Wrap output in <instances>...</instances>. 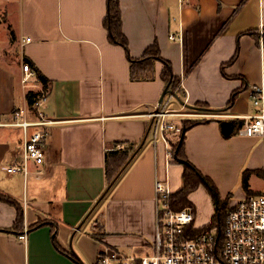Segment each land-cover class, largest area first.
<instances>
[{"label": "crops", "instance_id": "crops-1", "mask_svg": "<svg viewBox=\"0 0 264 264\" xmlns=\"http://www.w3.org/2000/svg\"><path fill=\"white\" fill-rule=\"evenodd\" d=\"M119 1L128 49L109 38L108 0H0V192L23 208L20 226L0 230V264H82L69 252L96 264L105 248L125 257L154 251L155 180H168L177 191L185 169L174 153L168 157L181 135L171 134L169 144L149 140L148 113L167 87L165 63L153 59L132 72L130 57L140 58L154 43L185 92L173 108L204 112L196 105L206 103L213 109L199 116L212 120L185 132L187 158L227 205L239 192L245 197L263 189L247 191L242 183L246 171L262 180L263 139L227 138L219 120L244 119L256 111L254 90L264 89V0ZM250 30L259 31L260 43ZM26 37L31 41L24 43ZM14 49L17 54L11 55ZM237 50L236 60L227 64ZM21 60L49 79L42 108L57 120L49 125L46 170L37 175L31 165L27 177L4 168L24 139L23 128L8 122L35 90L22 82ZM236 90L234 105L216 110L225 108ZM118 142L139 150L105 192L106 151ZM199 187L215 202L205 184ZM192 203L196 221L201 207ZM17 218L18 206L0 200V227H13ZM40 221L50 222L31 228ZM87 221L91 225L84 228ZM98 233L101 240L93 236Z\"/></svg>", "mask_w": 264, "mask_h": 264}, {"label": "built area", "instance_id": "built-area-1", "mask_svg": "<svg viewBox=\"0 0 264 264\" xmlns=\"http://www.w3.org/2000/svg\"><path fill=\"white\" fill-rule=\"evenodd\" d=\"M171 38L175 39V34ZM30 41L31 37L24 39V43ZM23 73L22 82L25 86H37L41 83L37 70L30 62H23ZM175 93L172 90L168 92L163 101L148 113L152 120L150 132L153 130L155 143L159 135L169 144L171 134H182V120L175 122L173 117L210 115L170 107L171 99L176 97ZM168 95L170 96L166 100ZM45 101L46 93L38 94L32 103L16 109L13 120L8 122L10 125L22 127L24 132V139L17 148L13 162L4 166L9 173H23L27 177L31 172V165L37 167V175L46 170L49 125L57 120L49 117L43 110ZM253 105L256 111L244 116L245 122L239 134L263 139L264 150L263 88L254 90ZM118 146L123 147L122 144ZM172 156V149H169L168 157ZM262 180L263 189L260 192L247 194L238 201L228 203L221 234L215 226L206 227L193 234L199 229L195 226V210L192 207L175 210L170 203L173 190L169 181L157 177L154 251L140 257H125L111 248H105L99 253L96 264H264V164ZM26 236V233L20 235L21 238Z\"/></svg>", "mask_w": 264, "mask_h": 264}, {"label": "trees", "instance_id": "trees-1", "mask_svg": "<svg viewBox=\"0 0 264 264\" xmlns=\"http://www.w3.org/2000/svg\"><path fill=\"white\" fill-rule=\"evenodd\" d=\"M122 23L123 21H122V10H121L120 1L108 0V10L104 19V24L108 29L109 38L116 43L122 44L126 49H128V40L122 30ZM249 33L254 35L257 38L258 43H260L261 36L259 31L250 30ZM238 55H239V50L236 51L235 55L232 57L231 60H229L227 64H231L232 62H234L238 57ZM153 59L163 60L165 66L162 72V77L166 82V86H168L172 91H176V93L179 94L180 98L184 99L185 92L180 87H178L180 83V78L173 73L171 62L162 57L157 43H154L153 45L149 46L146 49L145 53L140 58L130 57L133 74L142 68H146L147 64L151 63ZM27 61L30 62L29 60ZM30 64L37 70L38 77L42 83L41 90H29L27 92L28 101L29 103H32L34 97H36L38 94L44 92L47 94L50 85H49V79L38 70L36 65H34L32 62H30ZM239 91L240 90H236L233 93L231 99L229 100L225 108H219L216 110L223 111L224 109L231 108L235 103ZM196 108L203 109L205 110L204 112L213 110L206 103H199L196 105ZM188 110L194 111L192 109H188ZM209 120H212V118L209 117L183 118L182 119L183 132L181 134V138L178 141V143L175 144V146L173 147V153L175 159L178 162L183 163L185 165V169L183 172V186L179 190L174 191L170 196V203L172 207L175 210H181L186 207H192L195 210V207L192 201L190 200L189 195L192 191L196 190L202 183L208 187L216 203V213L212 219V222L203 228H199L197 231L193 232V234L198 233L200 230L206 227H213V226L217 227L219 234H221L226 217V208H227L228 200L221 199L215 184L187 158L185 153V144H184L185 132L188 129L192 128L193 126L202 122H207ZM219 122L223 135L229 138L232 137L233 135L239 134V130L244 125L245 120L243 118H232L226 120L220 119ZM119 144L122 143L118 142L111 149L106 151V173H107L108 186L115 178V176L118 174L120 169L128 162V160L131 158V156L135 153V151L138 148V146H135L134 148L119 147L118 146ZM249 178H250V172L246 171L242 176V183L247 191H250ZM0 200L18 206V218L15 225L9 228L0 227V230L2 231H12L13 229L20 226V224L23 221V208L22 206L19 205L16 199H14L13 197L7 194H4L3 192H0ZM47 222L50 221H40L37 224H34L31 228H37ZM93 236L98 239L101 238V234L99 233L93 234ZM69 254L77 260V256L73 252H69Z\"/></svg>", "mask_w": 264, "mask_h": 264}, {"label": "rangeland", "instance_id": "rangeland-1", "mask_svg": "<svg viewBox=\"0 0 264 264\" xmlns=\"http://www.w3.org/2000/svg\"><path fill=\"white\" fill-rule=\"evenodd\" d=\"M17 50L14 49L13 54L11 55H15ZM24 60H21V65L23 64ZM39 84V83H38ZM41 84V83H40ZM29 89H35V90H41V85L40 87L38 86H27ZM170 95H168L166 97V100L169 98ZM177 97H173L171 99V103H170V107H176L178 105L177 103ZM201 112V111H199ZM180 118V117H179ZM183 118H188V117H183ZM189 118H196V117H189ZM175 119V117L173 118ZM149 140L152 141L153 143H155V138H154V134H153V130L152 132H150L149 134ZM177 140V137L175 138V142ZM157 142H165L163 140L162 135H159ZM170 142H174L172 140H170ZM180 185H182V178L179 181ZM179 183L177 185H179ZM249 186L256 189V190H260L263 188V181L261 180L260 176L258 175H250L249 178ZM211 195L209 194V192H205V189L202 187H199L198 189H196L195 191H193V193L191 194V201H193L197 207V204L201 207V210H197L198 212V216L197 219L195 221V226L197 228H203L207 225H209L212 222V219L216 213V203L214 202V200L211 198ZM243 198V195L241 192L238 193V195H236L234 197L235 201H238L240 199ZM197 202V204H196ZM91 225V221H87L84 228L86 226H90Z\"/></svg>", "mask_w": 264, "mask_h": 264}, {"label": "water", "instance_id": "water-1", "mask_svg": "<svg viewBox=\"0 0 264 264\" xmlns=\"http://www.w3.org/2000/svg\"><path fill=\"white\" fill-rule=\"evenodd\" d=\"M171 91V89L167 86L165 89H164V91H163V93H162V95H161V97H160V100H159V102H162L163 101V99H164V97H165V95L168 93V92H170ZM175 95H176V97L178 98V99H181L180 98V96H179V94H177V93H175ZM183 102V101H182ZM146 139V138H145ZM145 141V140H144ZM144 141H143V143H144ZM139 150V149H138ZM138 150H136V152L131 156V158L128 160V162L120 169V171L118 172V174L115 176V178L112 180V182L109 184V186L106 188V190H105V192L115 183V181L118 179V177L121 175V173L123 172V170L125 169V167L127 166V164L134 158V156L136 155V153H137V151ZM105 192L102 194V196H101V198L105 195ZM100 198V199H101ZM85 220H86V218H85ZM85 220H83L79 225L81 226L82 224H83V222L85 221ZM77 259L82 263V264H85V262L81 259V257L77 254Z\"/></svg>", "mask_w": 264, "mask_h": 264}]
</instances>
